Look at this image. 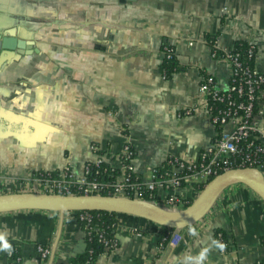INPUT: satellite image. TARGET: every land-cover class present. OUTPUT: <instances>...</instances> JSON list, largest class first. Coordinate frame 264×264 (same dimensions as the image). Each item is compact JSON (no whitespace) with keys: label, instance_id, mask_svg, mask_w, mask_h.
<instances>
[{"label":"crops","instance_id":"crops-1","mask_svg":"<svg viewBox=\"0 0 264 264\" xmlns=\"http://www.w3.org/2000/svg\"><path fill=\"white\" fill-rule=\"evenodd\" d=\"M207 36L220 51L253 44L264 75V0H0V41L33 43L23 55L0 50V195L36 193L29 187L38 171L69 168L81 177L98 156L119 171L124 145L143 181L167 159L196 157L221 131L198 87L207 76L225 87L230 73L227 61L210 57ZM165 45L182 67L169 80L160 73ZM183 109L194 111L181 116ZM258 125L264 134V111ZM203 188L176 191V211ZM116 220L118 245L96 264L264 262V202L243 185L223 191L200 221L170 232L165 247L157 224L127 214ZM215 230L231 250L215 244ZM83 238L71 211L1 212L0 264L15 250L20 264H66Z\"/></svg>","mask_w":264,"mask_h":264},{"label":"built area","instance_id":"built-area-1","mask_svg":"<svg viewBox=\"0 0 264 264\" xmlns=\"http://www.w3.org/2000/svg\"><path fill=\"white\" fill-rule=\"evenodd\" d=\"M245 44L243 55L233 49L220 51L215 46L210 50L212 59L229 63L230 73L225 87L211 76L205 77L198 87L210 124L221 131L196 157L187 160L167 159L165 164L152 169L149 179L143 181L133 172L131 162L134 152L128 145H124L120 154V174L110 182L97 179L98 175L115 170L108 165V168L100 171L99 165L104 162L98 156L94 162L85 164L81 177H77L69 168L57 173L46 171L40 177H33L35 192L66 196L125 197L176 211L181 201L175 193L189 183H203L205 187L213 178L234 169H256L264 177V134L258 125L259 116L264 111V75L255 67L256 47L251 43ZM218 51L221 57L217 56ZM193 111L183 109L180 115L190 116ZM227 125L230 130H222ZM90 175H93L92 180L88 179ZM76 219L90 232L89 224L93 221L90 212L80 213ZM218 237L221 235L218 234ZM176 240H179L177 236L172 243ZM100 241L104 242L106 249L118 245L116 238L106 239L101 235ZM38 252L42 258L49 254L48 249L42 246L38 247ZM13 253H9L10 264H18L19 259L13 260Z\"/></svg>","mask_w":264,"mask_h":264},{"label":"water","instance_id":"water-1","mask_svg":"<svg viewBox=\"0 0 264 264\" xmlns=\"http://www.w3.org/2000/svg\"><path fill=\"white\" fill-rule=\"evenodd\" d=\"M26 46H33V43L13 42L12 38L0 41V50H16L21 55L24 54ZM234 185L247 187L264 202L262 173L256 169H234L210 180L191 205L179 211L167 210L154 203L125 197L18 193L0 195V213L12 211H105L139 217L160 227L178 230L203 219L219 195ZM75 253L81 254L77 250L72 256H75Z\"/></svg>","mask_w":264,"mask_h":264},{"label":"trees","instance_id":"trees-1","mask_svg":"<svg viewBox=\"0 0 264 264\" xmlns=\"http://www.w3.org/2000/svg\"><path fill=\"white\" fill-rule=\"evenodd\" d=\"M206 41L211 44V47H213L214 40L207 36ZM171 46L165 45L164 48L165 54L163 56L161 65H160V73L162 77L166 80L171 79L173 74L179 72L182 67L177 63L175 55L173 53H169V48ZM172 48V47H171ZM246 44L241 42H235L233 46L234 51L241 52L242 55L245 52ZM218 57H221V52L216 53ZM254 64V63H253ZM102 154V153H98ZM93 167V166H92ZM100 171L103 169L108 168V165L106 163H103L99 165ZM94 169V168H92ZM58 171H55L57 173ZM44 173V171H38L36 172L33 177H40L41 174ZM118 170H113L112 172L108 170L103 175H98L97 179H101L106 182H110L111 179L116 178L119 175ZM89 180L93 179V175H90L88 177ZM102 195H106V193H101ZM192 202H189L188 204L184 205L182 209L187 208L191 205ZM85 211H73V213L77 216L80 213H83ZM93 215V221L89 224L91 230L90 232H87V229L84 227L83 223H80V226L82 227V230L84 231V238L82 240V245L79 248V251L81 254H77L75 256H71L66 264H96L97 259L104 253H109L111 249H106L104 247V242L100 241V236H104L106 239L116 238V227H117V220L116 216L117 213L112 212H105V211H88ZM162 235L161 240L159 244L162 247H165L169 244L171 237L169 235L170 232L173 230L168 229L166 227H161ZM218 234L221 235V237H218ZM214 242L219 248H223L224 251H229L232 248V243L228 240V238L225 236L224 232L222 230H215L214 232ZM261 246L264 248V235L260 238ZM13 260H18L20 258L18 251L15 250L12 256ZM20 264V263H19ZM259 264H264L259 263Z\"/></svg>","mask_w":264,"mask_h":264},{"label":"rangeland","instance_id":"rangeland-1","mask_svg":"<svg viewBox=\"0 0 264 264\" xmlns=\"http://www.w3.org/2000/svg\"><path fill=\"white\" fill-rule=\"evenodd\" d=\"M31 185H33V183ZM31 185H30L29 189H31L32 191L35 192V189H33L35 186L33 185L32 188H31Z\"/></svg>","mask_w":264,"mask_h":264}]
</instances>
